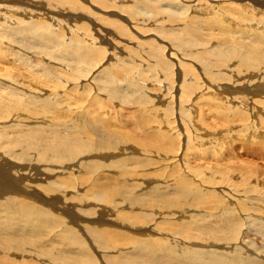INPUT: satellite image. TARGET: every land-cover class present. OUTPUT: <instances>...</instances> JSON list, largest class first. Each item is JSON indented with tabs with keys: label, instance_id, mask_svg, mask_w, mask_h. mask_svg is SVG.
Segmentation results:
<instances>
[{
	"label": "bare ground",
	"instance_id": "bare-ground-1",
	"mask_svg": "<svg viewBox=\"0 0 264 264\" xmlns=\"http://www.w3.org/2000/svg\"><path fill=\"white\" fill-rule=\"evenodd\" d=\"M41 1L35 4L37 6H42V10H38L36 9L37 7L33 8L31 0H0V15H2V11L5 10V7H20L27 11L15 10L13 12L15 14H10L12 19L18 21L17 25L9 26L0 23V26L2 25L5 30L4 33H0V56L7 54L2 51V49H4L11 53L9 61H19L23 64H28L32 62V60L35 62L39 60H50V62L58 60L57 55L59 57V53L61 52H53L54 54L51 57L49 53H43L41 51H37V54L32 56L25 55L24 51L27 53V51L24 50L25 44H30L31 40L39 39V45H44L46 43L42 41L47 38L49 40V47H51L52 45H50V42L51 44L60 42L59 38L66 34L65 29L61 27L62 24L64 25L66 22L70 21H73L76 27L74 29L72 28V31L70 30L71 37L67 35L69 36V40L66 42H68L70 46L77 47L75 51L71 52L76 64H81L84 61L86 62V60L89 59L88 57L93 54L94 57L95 54H102L101 48L99 49L95 45H92L95 42L102 40V43H104L105 40V44H107L106 48L108 47L110 49L113 47L111 41L108 40L109 38L107 39V36L111 34L114 35L113 32L115 31H117V34L112 36V39L114 40L115 36L119 37L117 48L114 47L116 50L119 48L118 50L120 51V44L122 45V42H127L128 39H131L129 42L136 40L134 33H131V29L128 27L129 25H127L125 19L130 21L135 20L137 12L135 11L136 9H133V5L131 6L132 9L129 8V6H125L127 3L123 0H96L100 3V7L103 6L108 9L118 5L119 8L124 11L122 13H127L131 16L128 18L121 13H110V15H112L110 17H106L105 15V20L109 21H106V23H104V19L101 20L99 18L101 25L103 22L106 25L108 24L107 26H98V19L96 18V20H94L93 16L97 12L92 14L94 12H91V8L87 13V9L89 8L86 7L87 5L84 6L82 4L85 2L80 3L81 0H53L59 4L49 3L51 4L50 7L46 6L48 4H45V2ZM141 1L143 2V0ZM162 1L163 0H149L147 2L146 0L148 8H152L150 11H152L151 14L153 16L150 14L139 16V20H142V23L145 22L144 24L153 23L162 27L165 25L168 26L167 28L170 29L156 28V37L159 38V35L162 36L161 33L164 35L170 34L173 38H170L171 41L166 42L173 43L175 47L170 51L169 48H166L168 50L167 52L170 53L172 51V53H170L171 55H167L163 51L166 46L164 47L163 45L157 44L154 46L152 42L156 41L155 38H150L149 41H139L140 46L138 47L140 48L138 50H133V53L140 57L135 56L136 58H134V60L145 55L146 58L144 61L148 62V67L144 69L141 68V71L137 72L139 73L138 75L142 77L134 75L133 71L137 70L134 69L131 73L133 77L127 78L129 81L132 79L131 83L135 87V90H132V93L130 91V93L132 95L138 94L141 90V92H145L146 94L141 93L140 95L142 97H140H147V99H145L151 102L144 104L147 114L142 118L141 124L145 125L143 124V120H149L148 116L152 117V115L154 118H151L152 121H150V123H154L151 126L145 125L146 127L144 130L142 127L143 131L140 133H142L143 138L139 135L135 136L134 134H130L126 130V133L119 130L121 127L119 112L122 109L120 110V106L116 104L117 102L115 103L108 97L102 96L101 90L107 89L108 83L116 82L115 77L118 75L116 71H119L115 67L116 64L115 66L111 65L109 58H113V56L108 55L110 52H107V59L105 61L107 63V65L105 64L106 66L101 65L99 62L97 64L95 63V67L93 66V68L90 69L92 72H99V74H93L88 70L93 74L92 76L91 73H86L81 69L86 78L76 75L71 78L66 76L67 78H64L66 82L64 83L58 82V80L52 83L40 81L42 79L53 81V78H51L52 76L56 77L59 73H63L57 72L58 75H53V71L56 70L55 68L54 70H50L52 74H48L49 72L45 70V72L42 71L43 69H41V72L40 70L34 72L24 68L26 71L23 70V72L32 75L24 76L22 75L23 72L14 75H12L13 73L11 74V72L5 76L0 75V143H2L0 144V151H5V153L8 154V156H1L2 154H0V191L3 193L7 191L5 193L9 195L8 197L6 196V199L2 198L0 200V220L2 219L1 221L3 224L0 226V264H69V255L71 253L67 247L71 243L68 241L72 239L77 240V245L74 246L75 248H77V246L80 247V244L85 241L90 242L88 247L96 246L95 242H97L99 246H102L98 247L103 251L106 247L115 249L116 252L114 256L116 257L124 248V244L122 245L123 247L118 248L120 242L115 238L116 235L121 233H115L113 237L110 236L109 233L111 232L108 231V227H105L106 222H113L117 227L127 229L129 233L123 232V235L128 234L131 236L132 234L134 239H142L145 241L176 233L172 232L168 227L163 226L175 219L178 211L167 209V206L171 204V202L164 203L155 198L157 194L170 187V183L173 179L179 182L183 190H190L193 187L197 188L201 186L203 190H205V198L212 206L215 208L221 206L224 210L229 212L230 215L226 219L228 224L233 222L234 214L237 213L239 207H241L242 213H246L247 211L248 213L262 214V217H264V190H259L256 193L257 196H255L251 202L245 203L246 199H243V204L238 205V199L234 198L233 195H239V191L244 192L245 190L246 192V188L242 186L244 189L239 190L241 185L238 189H233L231 187L230 183L237 184L239 182L238 176H232L237 182L233 180L226 184L227 187H219L221 185L217 183L222 182L214 175L217 174L216 171L219 168H225L227 166H218V168L215 169L214 164H212L213 154L216 152V155H222L224 152L223 150L227 149L225 148V146H227L226 144H229V139L226 140L224 138V132L231 133L232 130L235 131L237 127H239L238 125H241L239 123L237 125V122L244 123L247 120L249 122V118L253 120L255 119V115L258 116L257 122L259 124H263L264 121V119H262V114L256 108L257 106L255 104L257 100L255 101L252 98L253 95L254 97L264 96V0H218V2L212 4H210L211 2L208 4L207 1L205 3L203 0H199L198 4L192 5H187L185 3L181 4L179 1L176 2V0H166L167 3L172 5V7L169 5L170 9H167V11H165V7L164 10L155 8V5ZM94 5L97 6L96 2ZM177 5L181 8H176ZM136 6L134 8L138 7ZM171 8L173 9L171 10ZM71 9H75L76 11L79 10V12L81 10L82 12L79 14L81 16H75L78 14L75 10V13L72 12L73 10L71 11ZM128 9H130V11H128ZM175 9L179 11L184 10L186 12H190V9L194 10L195 13L192 15L189 13L183 14L185 17L184 20L180 16L182 12L178 13ZM174 10L176 12H174ZM84 11H86L87 14H91L85 16L83 13ZM131 11L133 13H129ZM54 13L56 17H54ZM48 17L51 19V22L54 23V27L49 23ZM82 17L90 23L82 22ZM22 23L26 24V26ZM66 25H68V23H66ZM101 27H103L104 30H101ZM43 28H46L45 31H50L48 32L49 34H47L48 36L41 35V33H43ZM139 28L145 30L143 27H134L135 31H138ZM148 28L149 27H147V29ZM150 30H152V28H150ZM18 35L19 37L16 38ZM201 35L203 37L199 39ZM6 37L9 39H5ZM163 37L160 39L164 40ZM30 38L34 39L29 40ZM165 38L168 39V37ZM2 39L11 40L13 42L18 40L22 42V47L16 44L7 46L1 42ZM147 42L149 45H145ZM224 44H227L229 47L243 48L251 55L255 62L251 64H249V62H243V60L227 63L221 62V57L225 48ZM59 46H61V44ZM63 47L65 48L66 45ZM35 48L33 49L35 50ZM191 49H200V51L196 50L197 52L193 53L190 52ZM159 50L163 52L160 53L161 51ZM115 53H117V51ZM179 53H181V55H179ZM27 56L29 57L27 58ZM177 56L181 58L178 57L179 61L175 63L172 59ZM62 57L63 55H61V58ZM64 59L66 60L68 58ZM76 64H74L75 67L77 66ZM138 66L139 65H137V67ZM73 67L74 66L69 69L73 70ZM98 67L102 68L98 69ZM125 67L131 72L132 66L126 65ZM174 67L176 70L178 69L181 71L180 75L174 73ZM45 69H47V67ZM69 69L62 71L68 74L70 73ZM76 69L74 70L76 71ZM34 70H36V68H34ZM147 70H149L150 74L152 73L154 77L157 74L159 75V72L163 71L161 75L157 76L158 78L162 76L163 81L159 79L160 83L168 86L171 92L173 85L177 83L174 82L173 77L175 78L176 76L178 79L182 78L181 81L178 80L180 86V98H178L183 99L180 103L184 100L187 101L186 103H188V101L192 103L191 106H189L193 111L190 114L192 115V125L199 126L202 121H204V123H209V125L204 128L197 127L190 131L188 137L182 139H186L183 145H181L182 140L178 139L179 133H173L175 126L174 128L170 126L175 120L171 123H168L169 121L163 122V120L167 118H165L161 112V107L158 108L159 105L158 107L152 108V110L149 109L150 104H153V102L155 103L156 100L154 99L155 96L149 93L150 89L147 90L146 87L142 89L144 86L142 80H145L144 77ZM2 71L3 70H1V72ZM101 74L103 76H101ZM47 75L52 76L50 77ZM27 76L36 77V79L38 76V83L33 82ZM152 76V79H146L150 85L154 87V85L156 86L157 77L154 79ZM84 78H89V80H91V84L88 86V93L92 97L99 99L98 101L90 100L86 97L87 94L83 86L80 85V83L85 80ZM138 79H141V81ZM240 79L247 85H241L243 82H241V84L233 83L232 90H230L227 85L224 84L226 80L239 81ZM147 80L145 82H147ZM57 82L62 84V92L59 91V87H57L58 84L55 85ZM228 83L229 82H227V84ZM141 84H143L142 87ZM68 85L71 88L67 89ZM223 88H226L228 91L226 92ZM49 89L51 90L50 94L47 93ZM137 90L139 92H136ZM199 91L202 94L195 97L194 95ZM106 92L107 91H105V94ZM166 93L167 92H165V94ZM231 95H234L235 99H233ZM173 96L175 95L173 94ZM139 99L135 96V100H132L134 103H138ZM56 102L60 104V107L55 106ZM258 102L264 103V99ZM209 105L220 106L223 109V122H226L227 125L224 124L219 126V122L221 121L216 120L213 122L214 124H211L208 118L213 110L210 109ZM102 109L105 111L101 112ZM111 111H115L114 113H116L113 117H110L113 115L110 113ZM112 119H116L117 121H113ZM184 122L181 124H184ZM111 124H115L116 126H112ZM245 124L247 123L245 122ZM19 126H22V129H15ZM139 126L141 127V125ZM235 126L236 128H233ZM217 127H219L218 133L211 135ZM207 128H211V130ZM221 129L223 130L221 131ZM247 129L249 132H245ZM170 131L173 132L170 133ZM258 131L259 128L257 126L255 129L254 127H246V129L242 131V135L246 134L248 138H250L249 136H256L255 138H258V135L261 134ZM135 132H137V130ZM7 133L10 135H7ZM17 134H19L20 137H18ZM149 134L150 137L147 140L146 138ZM240 135L234 137L235 141H238V139L243 140L242 135ZM44 136L46 140H44ZM21 137L27 138L23 139ZM113 139H125V141L115 142L112 141ZM165 139H167V141H165ZM218 139H225L224 141L226 142L222 141L223 143H220ZM44 141L46 149L42 154L41 147ZM20 146H24L25 150L23 152L17 149L12 150ZM213 148L217 151L213 150L214 153L209 155L210 150L208 149ZM30 153H35V156ZM151 155L156 156V158H151ZM34 158H36V162L39 164L27 165V163L32 162ZM222 158L223 157H220L215 160L216 163H224L221 162ZM227 160L229 161V158H227ZM132 162H134L135 167L134 165L131 166ZM225 165L229 164L225 163ZM238 165H241V163ZM133 168H135V170H133ZM230 169L233 170L232 165ZM56 173H58V176L53 177ZM130 173L139 177L141 183H136V180L135 183H132V180H130L131 177L128 180L127 177H129ZM96 174L98 177H95ZM118 175L119 178H117ZM182 175L186 177L189 176L190 179H188V181H183ZM161 176H163V178H161ZM100 178H111L114 182H108V184L103 182L104 184H101L102 181L99 182ZM90 179L93 180L89 182ZM122 181H126L125 184ZM144 183H147V185ZM89 184H93L97 188H92L90 190V187L88 189ZM209 186L211 189H206ZM15 187L20 190H12L15 189ZM254 189L255 187L252 188V190ZM237 190L239 191L236 192ZM72 191L76 194H73ZM90 198L93 201H103L104 203L95 201L91 203L89 202ZM75 199L81 201L82 206L80 209H75ZM83 199H85V202H82ZM86 201L88 202L86 203ZM247 204L253 206L247 207ZM89 205H91V208H89ZM33 209H35L36 215L40 213L42 215L44 214L46 219L43 218V220H38L41 216H39L38 219L36 217L37 220H33L34 222L30 226L27 217ZM39 210L40 212L37 214ZM73 210H80L81 212L77 214ZM66 211L68 212V221L72 222L74 225L76 224V226L65 224L66 221L63 222V220L62 222L53 220L54 216L59 217V215H63V217H65ZM11 213L16 217L20 216V219L7 218L6 214ZM58 217L55 219H58ZM179 217L185 218L188 217V214H182ZM88 222L91 223L89 224ZM197 223L203 224L201 222ZM18 225H22L24 229H20ZM61 226L63 227L61 228ZM108 226L112 227L110 224ZM57 228L59 230H57ZM117 229L119 230V228ZM76 230L82 233L83 236L76 237L75 234H73ZM112 230L113 229H111V231ZM156 233L161 235L159 236ZM9 234L10 236H8ZM32 236L35 238L50 236L52 238L42 244H47L46 246L35 245L34 248H30L29 245L23 243L22 240L31 241L29 239H31ZM8 237H12L10 238L11 241L17 239V237L21 238L16 240V244L13 242L16 245V247H14L12 246L13 243L7 240ZM119 237L120 236H118L117 239ZM56 238L59 239L60 245L65 246L63 249L61 248L64 250L63 255L59 254L61 249L55 251V249L52 248ZM4 240L7 244L4 243ZM85 249L88 248L86 247ZM55 252H58L59 256H55ZM72 263L81 264L77 260ZM103 264H117V260H106Z\"/></svg>",
	"mask_w": 264,
	"mask_h": 264
},
{
	"label": "rangeland",
	"instance_id": "rangeland-1",
	"mask_svg": "<svg viewBox=\"0 0 264 264\" xmlns=\"http://www.w3.org/2000/svg\"><path fill=\"white\" fill-rule=\"evenodd\" d=\"M27 1H30V0H27ZM40 1L41 0H31L33 8L37 7L36 9L42 10V6L35 5L37 2H40ZM93 1L96 2L97 6L94 5L95 2H93ZM93 1L92 0H89V1L88 0H81L80 3L85 2V3H82V4L84 6L87 5L86 7L89 8V9H87V13L90 11L91 8H92L91 12H94L92 14H95L96 12L98 13V11H99L98 14L97 13L95 14L96 16L93 15L94 16V20H96V18L98 19V21H97V23L99 24L98 26L106 25V24H104L107 21V20H105V15H106V17L107 16L110 17V16H112V15H110V13H115V14H120L121 13V14L125 15L128 18L131 17L127 13H122L124 11L121 10L118 5H115L112 8L106 9L103 6H101V7H103V8H101L100 7V3H98L96 0H93ZM123 1H125L127 3V4H125V6H129V8H131V9H132V7H133V9H136L135 11L137 12V16H136L135 20H131L130 21V20L124 18L125 21L127 22V25H129L128 27H130V29H131V33H134V37H136V40L132 41L133 43L129 42L131 39H128L127 42H122L123 44L122 45L120 44V46H121L120 51L118 50L119 48L117 50L115 49V48H117V43L119 42V40H118L119 37L115 36V39H114L115 41L112 39V36L117 34L116 33L117 31L114 30L115 31V32H113L114 35L111 34V35H108L109 37L107 36V39L109 38L108 40L111 41V43L113 45V47L110 48L111 51H110V49L108 47L106 48L107 44H105V40H104V43H102V40H100L99 42L101 44L99 42H95L92 45L93 46L95 45L99 49L101 48L102 54H100V55L95 54V57H94V54H93L92 56L88 57L90 60L88 59V60H86V62L85 61L82 62L81 63L82 65L81 64H76V62L73 59V54L71 52L75 51V49H77V47L76 46H70L68 44V42H66L67 40H69V36L71 37V31L76 27V25L74 26L73 21H70V22H66V23H68L69 26L66 25V23L64 25L62 24L61 27H62V29H65V33H66L65 35L63 34L65 37L61 36L59 38L60 42H54L55 43V44L53 43L54 46L50 42V45H52V46L49 47V44H48L49 40L47 38H45V40L42 41L43 43H46L44 45H39V43H38L39 39L30 38L29 40H31V39H34V40L33 41L31 40L30 44H28V43L25 44L26 46H25L24 50H26L27 53L22 49L24 51L25 55H29V56L37 54L36 53L37 51H41L43 53H49L50 57L54 54L53 52H56V53L57 52H61V53H59L60 54L59 57L57 55L58 60H54V62L53 61L50 62V60L49 61L48 60H43V61L39 60V61L35 62L34 60H32V62H30L31 64L30 63H28V64L24 63L23 64V63H20L19 61H9L11 53H9L8 51L2 49V51L6 52L7 54L6 55L3 54L2 56H0V75L1 76H5L6 74H10V72H11V74L13 73L12 75L17 74V73L21 74L23 72V70L26 71L24 68H26L28 70H32L34 72H36L37 70L38 71L40 70V72H41V69H43L42 71L45 70V71L49 72L48 74H52L50 70H54V68H55L56 70L53 71V75H55V74L58 75L59 72H63V73H59V75H58L59 77L56 76L57 78L53 77L52 75H47V76H50V77L52 76L51 78H53V81H51V80L47 81V80L42 79V78H40V79H42L40 81H42V82L46 81L45 83H50V82L52 83L55 80H58V82H63L64 83V82H66L65 79L67 77L71 78L74 75H76L78 77H85L84 72H82L81 69L83 71H85L86 73L87 72L91 73L92 71L90 69H92L93 66L95 67V65L97 63H99V62H100L101 65L106 66L107 63L105 61L107 59V54L110 52V54H108V55L109 56H113V58H109L110 61H111V65L115 66V64H116L115 67L119 71H116V74L118 72L117 77H115L116 82L108 83L107 89L105 88L106 89L105 90L103 88L104 90H101L102 91V96L103 97L104 96L108 97L109 99H111L115 103L117 102L116 104L120 106V110L122 109L119 112V119L121 120V122L119 121L121 123V127H120L119 130H121V131H123L125 133H126V131H128V133H130V134H134L135 136L139 135V136H141V138H143L142 137V133H140V132L145 129V127H146L145 125L151 126L154 123V122L150 123V121H152L151 118L152 117L154 118V116L153 115H152V117L148 116L149 120H147V121L143 120V124H145V125L141 124L142 118L145 117V115L147 114V110L144 108L145 107L144 104L151 103V102L146 100L147 97H145L146 99L145 98H141L142 97L140 95L141 93L146 94L145 92H141V90H140V92L137 90L136 92H139V93L137 94L135 92L136 94H134L136 96V98H138V99L141 96L140 99L138 100V103L136 102L138 105L133 102L132 99L135 100V96L132 95L131 93H132V90H135L134 89L135 87L131 83L132 82L131 78L133 77L131 75V73H132V71L134 69H137L136 71L135 70L133 71L134 75L142 77V76L138 75L139 73H137V72H140L141 68L144 69V68L148 67V62L144 61V59L146 58L145 55H142L141 58H139L140 56L137 55V54H134L133 50H138L140 48V47H138V46H140V42L139 41H141V42L149 41L150 38L151 39L152 38L156 39V41L152 42V43H154V46L156 44L157 45H163L164 47L166 46L163 51L167 55H171L170 53H172V51L170 53L167 52L168 51L167 49L169 48V51H170L175 46H174L173 43L166 42V41H171L170 38H173L172 36H170V34H168V35L166 34L167 35L166 36V35L161 33L162 36L159 35V38L156 37V35H157V33H156L157 30H155L156 28L170 29V28H167L168 26L165 25L164 27H162V26L155 25L153 23L144 24L145 22L142 23L141 22L142 20H139V18H140L139 16H143V15H147V14L152 15L151 14L152 11H150L152 8L151 9L148 8L146 0H143V2L141 0H137V1L136 0H123ZM148 1L149 0H147V2ZM167 1L163 0L162 2L157 3V5H155V8L156 9L159 8V9H162V10H164L166 8L165 11H167V9L169 10L170 6L172 7V5L170 3H167ZM178 1L181 4L185 3L187 5H192V4H198L199 3V0H187V1L186 0H176V2H178ZM203 1L205 3L207 1L208 4L210 2H211L210 4H212L214 2L215 3L218 2V0H216V1L203 0ZM41 2H45V4H48V5H46L48 7H50L51 4H59L57 2H54L53 0H42ZM49 3H51V4H49ZM161 3H163V4H161ZM135 6L137 8H134ZM176 8L180 9L181 7L179 8L178 5H177ZM172 9L173 8H171V10ZM15 10H21V11L27 12L24 8H20V7H14V8L5 7V10L2 11V15H0V23L2 25L3 24H7L9 26L17 25L18 21L14 20V19H12L10 17V14L13 13ZM72 10L73 9H71V11ZM74 10L72 12L75 13L76 10L75 11ZM175 10H177V9H175ZM175 10H174V12H176ZM128 11H130V9H128ZM189 11L190 12H186L184 10L183 11L177 10L178 13L182 12L180 14V16L184 20H185V17H184L185 14L189 13V14L192 15V14L195 13L194 10H190L189 9ZM78 12H79V10L76 11V13L78 15H75V16H79L80 17L81 15H79V14H81L82 11L80 10V12L79 13ZM83 13L85 14V16H88L89 14H91V13L87 14L86 11H84ZM129 13H133V12L131 11ZM153 13H155V12H153ZM13 14H15V13H13ZM54 17H56L55 13H54ZM99 18L101 20L104 19L103 20L104 23L102 22V25H101V21H100ZM47 19H48L49 23L54 27L55 25H54L53 22H51V19L49 17ZM81 20H82V22L84 21V22H87L88 24L90 23L88 20L86 21L85 18H83V17H82ZM99 21H100V23H99ZM107 22H109V21H107ZM22 24L24 26H26V24H24V23H22ZM2 25L0 26V33H4L5 32L4 27ZM134 27H143L145 30H141L139 28L138 31H135ZM147 27H149L148 28L149 30L147 29ZM150 28H152V30H150ZM45 30H46V28L42 29L43 33H41V35L43 34L44 36H48L47 34H49L48 32H50V31H45ZM92 30H93V28H92ZM101 30H104L103 27H101ZM150 31H151L152 34L150 33ZM67 32H69V33H67ZM67 35H69V36H67ZM18 37H19V35L16 38H18ZM162 37H163L164 40L160 39ZM165 37H168V39L165 38ZM187 37H189V36H187ZM202 37L203 36L201 35L199 39H202ZM5 39H9V38L6 37ZM5 39H2L1 42L3 44L7 45V46L16 44L17 46L21 45V47H22V42H20L18 40L14 41V42H17V43H14L11 40H5ZM62 42H64V43H62ZM58 43H59V45L61 44V46H59ZM138 43H139V45H138ZM64 45H66L65 48L63 47ZM145 45H149L148 42ZM224 45H225V48H224V53H223V55L221 57V62H223V63L237 62V60H243V62H249V64L255 62L253 60V58L251 57V55L249 53H247L243 48H240V47H229V46H227V44H224ZM33 48H35V50ZM114 50H115V52L117 51V53H115ZM196 50L200 51V49H193V50L191 49L190 52H193V53L197 52ZM68 51H69V54H68ZM159 51H161V50H159ZM163 51H161L160 53H162ZM67 54H68V56H67ZM61 55H63L62 58H61ZM130 55L131 56L133 55L134 57L132 56V58H131ZM179 55H181V53H179ZM29 56H27V58ZM54 56H56V55H54ZM135 56H139V57L134 60V58H136ZM93 57H94V59H93ZM178 57L179 56L176 57L177 59L173 57L174 59H172V60L175 61V63H176V61H179ZM64 58H68V59L65 60ZM179 58H181V57H179ZM97 59H99V60H97ZM103 59H105V60H103ZM132 60H134V61H132ZM63 61H64V63H63ZM147 61H149V60H147ZM34 62L37 63V64H35ZM133 63L139 65L140 67L139 66L137 67V65H134ZM50 64H51L52 67L50 66ZM74 64L77 65L76 66L77 69H76ZM69 65H70V67H69ZM126 65L132 66L131 72H129L128 69L125 67ZM72 66H74L73 70H70L69 68H72ZM46 67H47L48 70L45 69ZM34 68H36V70H34ZM62 68H64V69H62ZM101 68L102 67H98V69H101ZM66 69H69L70 73L67 74L65 71H62V70H66ZM74 69H76V71ZM1 70H3V71L1 72ZM88 70H90L91 72H89ZM173 71H175L174 72L175 74H178V75L181 74V71L178 70V69L176 70L175 67H174ZM74 72H77V73H74ZM162 72L163 71L159 72V75H161ZM92 73L93 74H95V73L99 74V72H97V71L96 72H92ZM92 73H91V75L93 76ZM101 73H102V71H101ZM60 74H61V77H60ZM22 75L25 76V75H32V74L27 73V72L26 73L23 72ZM152 75L153 74L152 73L150 74L149 70H147V73L145 74V77H144L145 80H142V82L144 83V86H143V84H141V87L143 86L142 89L144 87H146L147 90L150 89L149 93L151 95L155 96L154 99L156 101H155V103L153 102V104H150V106H149L150 110H152V108L158 107V105H159L158 108L161 107V112L163 113L164 117L167 118V119H164L163 122H165V121L168 122L169 121L168 123H171V122H173L175 120L173 122V124H176V125H173V124L170 125L173 128L175 126V128L173 130L174 132L170 131V133L171 132H173V133L178 132L179 133V135H178L179 138L178 139L182 140L184 137L187 138L188 137V133L190 131H192L194 128H197V127L204 128L205 126L209 125V123H206V122L204 123V121H202L199 126L192 125V123H191V121H192L191 116L192 115H190V114L193 111L189 108V106H191L192 103L189 102V101H188V103H186L187 102L186 100H184L182 103H180L183 99H179L180 98V95H179L180 94V89H179L180 86H179L178 83H179V81L182 80V78L178 79V77L175 76V78H176L175 79L173 77L174 82H177V83H175L173 85V89H171L172 90V92H171L170 89H168V86H166L163 83H160V80L163 81L162 76H160L158 78V76H159L158 74H157L158 76L155 75V77H154V75L153 76ZM101 76H103V75L101 74ZM151 76L154 77V79L157 77L156 78L157 82L155 83L156 86L154 85V87L152 85H150V83L148 82L149 79H152ZM27 77L30 78L33 82H37L38 83V81H39L38 76H37V79H36V77H32V76H27ZM129 77H131L130 81H129V79H127ZM146 78L147 79L149 78V79L147 80ZM138 80L141 81V79H138ZM146 80H147V82H145ZM134 81H135V79H134ZM58 82L55 83V85L58 84L57 87H59V91L62 92L63 91V87H61L62 84L58 83ZM224 82H225L224 84L227 85L228 89L232 90L233 83L241 84V82H243V80H241V79L239 81H227L226 80ZM227 82H229V83L227 84ZM145 83H147V84H145ZM90 84H91V80H89V78L83 80L82 83H80V85L83 86V88L85 90V93L87 94L86 97L88 99H90V100L98 101L99 99L92 97L88 93V86H90ZM113 84H114V87H113ZM180 85H181V83H180ZM241 85H247V84L245 82H243V84H241ZM109 87H110V89H109ZM68 88H71V87L68 85L67 89ZM223 89L226 92L228 91L226 88H223ZM147 90H146V92H147ZM105 91H107L106 94H105ZM130 91H131V93H130ZM225 91H223V92H225ZM165 92H167L168 94L167 93L165 94ZM47 93L50 94L51 90L49 89L47 91ZM158 93L161 96H159ZM172 93L175 96H173ZM200 94H202V93H200V91H199L194 96L196 97V96H198ZM156 95H158V96H156ZM231 96H232L233 99H235L234 95H231ZM131 97H133V98H131ZM157 97H159L160 99L157 98ZM113 98H115L116 100L113 99ZM171 98H173V99L175 98L174 99L175 101L173 99H171ZM252 98L255 101L257 100L256 104H255L257 107L256 106L255 107L262 114V119H264V105H263L264 103H262V102L259 103L258 102V101H262L264 99V96L263 97L262 96H255L254 97V95H253ZM261 98H262V100H261ZM170 99L173 100V101H171ZM258 99H260V100H258ZM145 100H146V102H145ZM130 103H132L134 106L132 104H130ZM140 103H141V105H140ZM155 104H156V106H155ZM257 104H259V105H257ZM261 104H262V107H261ZM55 106L56 107H60V104L58 102H56ZM209 106H210V109L213 110V112L210 114V116L208 115L209 118H210V119L208 118V120L211 122V124H214L213 122L216 120V121H221L223 123L222 124L221 122H219V126L224 125V124L227 125L226 122H223V119H224V117L222 115L223 114L222 113L223 109L220 106H216V105H212V106L209 105ZM137 107L139 108L140 114L138 112V108ZM129 109H131V110H129ZM38 111H40V110H38ZM103 111H105V110L102 109L101 112H103ZM143 111H145V112H143ZM114 112L115 111H111L110 112L111 114H113L110 117H113L116 114ZM181 112H183V113H181ZM176 113H178V114H176ZM187 114H189V115H187ZM257 119H258V116L255 115V119H253L254 121L251 118H249V122H248V120L245 121L247 124H245V122L244 123L237 122L236 123L237 125H238V123L241 124V125H238L239 127H237V129L235 131L232 130L231 133L224 132V138L226 140L229 139L228 140L229 144H226L227 146H225V148H227V149L223 150L224 152H223L222 155H216L217 153L216 152L214 153V151H217V150H215V148L208 149V150H210L209 155L211 153H214L213 156H212V164H214V166H215L214 168L215 169H217L218 166L219 167L227 166L225 168H219L216 171L217 174H215L214 176H216L219 179V181H221L222 183H217V184H220L221 186H219V185H215V186H219V187L225 188V187H227L226 184H228V182L230 183V181L234 180L232 178V176H238L239 182L237 184H231L230 183L231 187L233 189H238L239 186L241 185L239 190H241V189L243 190L244 188H246V192H245V190H244V192L237 190L236 192L239 191L238 192L239 195H237V196L233 195L234 198L238 199L237 200L238 205L243 204V199H246L245 203L251 202L253 200V198L255 196H257L256 193L259 190H264V121H263V124H261V123L259 124L257 122ZM26 120H29V119H26ZM112 120L115 121L116 119H112ZM184 121H186V122H184ZM136 122H138V123H136ZM183 122H184V124H181ZM186 123L189 124V125H187ZM111 125L112 126H116L115 124H111ZM139 125H141V127ZM246 125H248V126H246ZM185 126H186L187 129L185 128ZM244 126H246V127H254V129L257 126L259 128L258 132L261 133L258 136L261 137V138H259V137L255 138L256 136H249L250 138H248V135H246V134L242 135V131L244 129H246V127H244ZM142 127H143V130H142ZM218 128L219 127H217L216 130L214 129V131H213V133L211 135H213L214 133H218ZM233 128H236V126L233 127ZM15 129H22V126H19L18 128H15ZM207 129L211 130V128L210 129L207 128ZM129 130H130V132H129ZM136 130H137V132H135ZM196 130H198V129H196ZM222 130L223 129H221V131ZM219 131H220V129H219ZM245 132H249V130L247 129ZM136 133H138V134H136ZM240 134L242 135L243 140L242 139H238V141H235L234 137H236V136H238ZM7 135H10V134L7 133ZM17 136L20 137L19 134H17ZM149 137H150V134H149V136L146 139L148 140ZM21 138L26 139L27 137H21ZM225 139H221V140L218 139V140H220L219 142L221 143L222 141L226 142V141H224ZM44 140H46L45 136H44ZM112 141H115V142H121L122 141L123 142V141H125V139L124 140L123 139H119V140L113 139ZM165 141H167V139H165ZM185 141H186V139L182 140L181 141V145H183V143ZM0 144H2V143H0ZM14 149H17L18 151H22V152L25 150L24 146L13 148L12 150H14ZM41 149H42V154H43L45 149H46L45 141H44V144L41 147ZM0 154H2L1 156H5V155L8 156V154H6L5 151H0ZM30 154L35 156V153H30ZM143 157H145V156H143ZM150 157L153 158V159L156 158V156H152V155ZM220 157H223L221 159L222 160L221 162H224V163L219 164V162H217L218 163L217 164L215 160H217ZM227 158H229V161L227 160ZM225 163H227L229 165H225ZM239 163H241V165H238ZM38 164L39 163L36 162V158H34V160L32 162H28L27 163V165H38ZM133 165L135 167L134 162H132L131 166H133ZM231 165L233 166V170L230 169ZM133 170H135V168H133ZM57 176H58V173L54 174L53 177H57ZM96 176L98 177L97 174L95 175V177ZM218 176H220V177H218ZM130 177H131V179H130ZM133 177L136 178V179H134ZM181 177L183 178V181H188V179H190L189 176L186 177V176L182 175ZM112 178H114V177H112ZM117 178H119V175H118ZM117 178H114V179H117ZM127 178H128V180L129 179L132 180L131 181L132 183H135L136 181H137L136 183H141V181L139 180V177H137L133 173H130L129 177H127ZM161 178H163V176H161ZM106 179L105 178H102V179L100 178L99 182L102 181L101 184H104V183L108 184V182H111V183L114 182L111 178H109V179L106 178ZM198 179H199V177H198ZM92 180L93 179H90L89 182H91ZM117 180H119V179H117ZM125 182L126 181H124L123 183L125 184ZM149 182H151V181H149ZM235 182H237V181H235ZM144 184L147 185V183H144ZM197 184H199V183H197ZM86 187H87V184H86ZM89 187H90V190L92 188H94V189L97 188L93 184H89L88 185V189H89ZM250 187H251V189H250ZM253 187H255V189H254L255 191L252 190ZM204 188H206V187H204ZM36 189H39V188H36ZM61 189H63V188H61ZM206 189L210 190L211 187L209 186ZM12 190H17L18 191L20 189L15 187V189H12ZM5 192H7V191H5ZM5 192L3 193L2 191H0V194H1L0 195V200L2 198L6 199L9 196ZM204 192H205V190H203V188L201 186H198L197 188L193 187L190 190H183L180 187L179 182L176 179H173L171 181V183H170V187L168 189H166L165 191L157 194L155 196V198L158 199V200H161V202H164V203L171 202V204H169L167 206V209L171 210V211H174V210L178 211L177 215H176L177 217L175 219H173L170 223L165 224V226H163V227H168L172 232H176V233H171L170 235H166V236L164 235V237H161V238L153 239V240H150V241H145V240H142V239H134L132 237L133 236L132 234H131V236L128 235V234H124L123 235L122 234L123 232L129 233V232H127V229H125V228L122 229V227H117L115 225V223H113V222H106L105 227H108V231L111 232V233H109L110 236L113 237V235L115 233L116 234L117 233H121L119 235H116L115 238H116V240H118L120 242V245L118 246V248L119 247H123L122 245L124 244L123 250H121L117 254V256L115 257L114 256V253L116 252L115 249H111L110 247H106V248H104V251H103V250H101L99 248V247H102V246H99L97 242H95L96 246H93V247L89 246L88 247V245H90L89 241H85L82 244H80V247L77 246V248H75L74 246L77 245V240L76 239H74V240L72 239L71 241H68L69 243L70 242L71 243L67 247L69 252L71 253L69 255L70 259L68 258L69 259V264H73L72 262H74L75 260L79 261V263H81V264H94V263L103 264V262L105 263L106 260H112V259H116L117 260V264H264V217H262V214H253L252 212L248 213L247 211H246V213H242L241 212V207H239L238 210H237V213L234 214L233 222L228 224L226 222V219L230 215L229 212L227 210H224L221 206L218 207V208H215L214 206H212L209 203V201L205 198ZM72 193L76 194L74 191H72ZM3 195H5V196H3ZM263 196H264V194H263ZM75 201H74L75 209H77V208L80 209L81 206H82L81 205V201L77 200V199H75ZM77 201H79V202H77ZM94 201L98 202V203H104L103 201H97V200H94ZM94 201L91 198L89 199V202H91V203L94 202ZM82 202H85V199H83ZM87 202L88 201H86V203ZM56 206H59V205H56ZM251 206H253V205L247 204V207H251ZM89 208H91V205H89ZM40 210L37 212V214H39ZM73 211H75L77 214L81 212L80 210H73ZM133 211H135V210H133ZM65 214H66V215H64L65 217H63V215H59V217L58 216H54L53 220L54 221L55 220H59L60 222H62V220H63V222L66 221L65 224H68V225L71 224L73 226H76V224L74 225L72 222L68 221L69 219L67 218V216H68V212L67 211L65 212ZM182 214H188V217L180 218L179 216H181ZM35 215H36V211H35V209H33L31 211L30 215H28V217H27L28 224L30 226L32 225V223L35 220H37L39 218V216H41L42 218L40 217V219H38V220H43V218L46 219V216L44 214L42 215L40 213L39 215H36V216ZM6 217L10 218V219H16V220L20 219V216L16 217V216H14L13 213L6 214ZM36 217H37V219H36ZM57 217H58V219H55ZM72 217H73V215H72ZM95 217H97V216H95ZM93 219H95V218H93ZM1 220H0V226L3 225ZM158 220H159V218H158ZM197 222H201L203 224H198ZM211 222H214V223H211ZM88 223L90 224L91 222H88ZM208 223H211V224H208ZM109 224L113 228L108 226ZM18 227L20 229H24L22 225H18ZM62 227L63 226H61V228ZM58 228H60V227H58ZM58 228H57V230H59ZM117 228H119V230ZM111 229H113L112 230L113 232L111 231ZM73 234H75L76 237H82L83 236V234L78 232L77 230ZM156 234L159 235V236L161 235L159 233H156ZM8 236H10V234ZM118 236H120V237L117 239ZM10 238H12V237H8L7 240L11 241ZM18 238L20 239L21 237H17V239L11 241V243L14 242L16 244V240H18ZM40 238H43V239H40ZM51 238L52 237H50V236L39 237V238H35L34 236H32V238L29 239L31 241L22 240V242L27 244V245H29L30 248H34L35 245H42L43 243L51 240ZM4 243L7 244L5 240H4ZM14 243L12 244V246L16 247V245ZM46 245L47 244H44L42 246H46ZM23 246H24V244H23ZM63 247H65V246L60 245L59 239L56 238V240L53 242L52 248L55 249V251H57V250L59 251L61 248L63 249ZM86 247L88 249H85ZM62 249L59 252L60 255L64 254V250H62ZM256 254H258L259 256L256 255ZM54 255L55 256H59L58 252H55ZM70 260H74V261H70Z\"/></svg>",
	"mask_w": 264,
	"mask_h": 264
}]
</instances>
